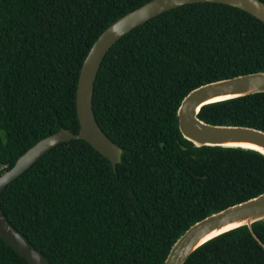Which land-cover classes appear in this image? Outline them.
<instances>
[{"label":"trees","instance_id":"obj_1","mask_svg":"<svg viewBox=\"0 0 264 264\" xmlns=\"http://www.w3.org/2000/svg\"><path fill=\"white\" fill-rule=\"evenodd\" d=\"M147 1L0 0V174L61 127L79 131L89 50ZM257 71L264 22L246 10L194 2L149 19L113 45L95 83L94 111L121 162L62 141L6 187L1 208L53 264H164L195 222L264 192L263 153L196 147L177 118L191 90ZM199 117L264 130V92L206 104ZM253 231L223 233L185 264H264V220ZM0 264L30 263L0 238Z\"/></svg>","mask_w":264,"mask_h":264},{"label":"water","instance_id":"obj_2","mask_svg":"<svg viewBox=\"0 0 264 264\" xmlns=\"http://www.w3.org/2000/svg\"><path fill=\"white\" fill-rule=\"evenodd\" d=\"M194 2H220L233 5L248 11L264 22L262 0H149L122 15L96 39L82 65L77 88L79 131L74 132L63 126L32 145L11 168L0 174V196L11 182L19 178L45 153L62 141L84 139L107 157L116 168L122 160L123 149L103 130L93 107L95 83L105 56L119 39L137 26L167 10ZM258 92H264V71L203 84L191 90L182 100L177 111L179 129L183 136L196 147H241L264 154V130L247 125L212 124L199 117L201 108L206 104ZM261 220H264V192L214 211L195 222L173 244L164 264H185L190 255L200 246L239 227L248 226L254 233L253 223ZM228 226L232 227L224 229ZM255 237L259 240L257 235ZM0 238H3L30 264H53L25 234L10 222L1 205ZM259 241L264 246V243Z\"/></svg>","mask_w":264,"mask_h":264},{"label":"bare ground","instance_id":"obj_3","mask_svg":"<svg viewBox=\"0 0 264 264\" xmlns=\"http://www.w3.org/2000/svg\"><path fill=\"white\" fill-rule=\"evenodd\" d=\"M230 227H232V226H228V227H226V228H224V229H227V228H230ZM214 233H217V232H214ZM214 233H213V234H214Z\"/></svg>","mask_w":264,"mask_h":264}]
</instances>
